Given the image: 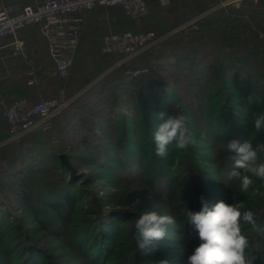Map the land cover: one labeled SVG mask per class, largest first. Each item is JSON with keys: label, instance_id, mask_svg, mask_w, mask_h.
I'll return each mask as SVG.
<instances>
[{"label": "rangeland", "instance_id": "obj_1", "mask_svg": "<svg viewBox=\"0 0 264 264\" xmlns=\"http://www.w3.org/2000/svg\"><path fill=\"white\" fill-rule=\"evenodd\" d=\"M259 2L260 4L257 3L260 6L264 4V0H259ZM168 11H170L168 7L150 8L149 17L142 20L132 19L123 11L128 19L136 21L137 24L134 29L139 25L143 30H153L156 35L155 42L142 47L129 58L103 54L100 49L101 43L98 46L99 42L96 39L95 42L92 41L86 54L79 52L69 77L60 78L54 73L47 77L43 76L41 72V67L47 61L43 65L38 63L42 59L44 51L40 40L41 36H37L33 43L35 58L24 61L25 66L22 67L23 70L17 76L14 75V72L11 73L10 71L9 73L5 70V67L0 66V99H5L9 103L12 99L11 96L14 95L15 97V94L18 93L16 83L19 82L16 79L18 78L20 82L26 85L29 79L26 70L34 67L38 83L32 87L23 84L20 96L29 95L33 99L59 96L67 102L65 109L54 119L51 131H34L27 134L19 143L11 144L4 150L0 149V153L10 160L9 171L0 173V219H7L12 224L8 237L5 238L11 239V241H7L8 245L16 243L22 245V247L19 246L16 252L24 246H33L38 249L41 261L47 264L90 263L76 246L78 235L80 237L82 232V230L78 231L74 221L76 217L80 216L79 211L71 212L70 220H68L69 217L65 220L53 215L49 223L52 228L44 229L39 221L29 215L24 203L11 189V186L17 187L20 182L24 181L25 171L31 172L36 167L35 161H38L37 159L46 160V163L40 166L43 169L40 171H44L40 172L42 182L53 183V179L56 177L55 173H57L54 166L57 162L56 157L60 158L61 153H66L72 167L67 168L70 175L75 179L82 173H90L91 176L100 174L95 182L78 183V186L86 188L87 195L93 197L90 199L97 196L96 200H83L79 204L83 207H90L88 214L85 213L82 216L87 218L84 222L90 220L93 224L97 222L98 217H108V212L111 213V211H117V213L125 211L127 213L114 219L106 218L105 220V223H107L105 230L109 229V226L113 223L112 221L121 220L116 224L119 233L117 241H120V243L108 260H113L112 264H126V262H119L120 259L124 260L121 255L117 256L118 253L125 252L133 256L134 262L132 264H158L162 260L171 261L170 264H181L184 252L180 245L190 238V234L182 232L187 225H190L186 220V210L199 211L204 203L212 205L221 200L228 204H237L242 210L254 211L257 224L261 223L262 225L260 231L254 230L250 225H243L242 230L247 235L250 245L257 249V253L254 254L255 264H264V214H262L264 213V180L253 177V185L247 192H243V196L239 192L236 193L240 190L239 181L235 185L229 186V181L226 179V174L231 170L233 163L230 155L234 154H230L224 147L225 142L230 138L225 137V139L218 140L219 136L226 135L224 134L225 131H221V127L218 126L225 124L228 114L230 115V103L226 100L227 88L221 87L222 95L214 97V94L210 93L213 92L212 90L215 87H220L221 77L216 76L212 82H208V79L206 81L205 79L194 81L190 75L183 73V69L186 72L191 70L193 61L200 63L199 66L202 68L214 64L218 66L220 63L215 61L212 55L205 56L203 48L194 55V60H178L173 52L188 43L192 35H195L194 38L197 41L199 28L188 29V26H186L184 29H180L176 26L181 24V20H178L172 29L171 25L164 19L159 22L153 20L155 14L165 15ZM262 11L263 16L256 20L258 40L256 37L252 40H254L253 47H255L259 58L257 65L264 67V39L259 36L264 31V5ZM32 27H28L22 34L25 35ZM124 29L133 30L132 28ZM201 43L204 42L201 40ZM229 45L233 50L244 51L240 47V43L232 42ZM242 45H244L243 42ZM28 51L29 49H27ZM128 69H141L142 73L143 71H152L153 80L158 81L162 86H167L170 91L177 94L172 96V100H170L174 105L170 111L187 117L186 124L197 141L195 145L184 150L173 147L166 158H161L155 154V145L152 138L155 128L151 130L150 124H146V122L140 124L141 121L135 118L139 116L135 113L136 102L141 101L142 103L141 99L149 100L150 98L146 95L150 94V88L143 81L122 84L123 79H129L133 74L127 73ZM205 74L208 77L212 74V71L207 69ZM116 78L120 82L115 81ZM199 87L205 88V96H201L198 91ZM156 92L157 97L160 99L169 96V91L156 90ZM14 97L13 99L17 98ZM179 98L184 100L178 101ZM87 100L93 103V106L82 108ZM154 103L152 102L151 105H155ZM221 104H224L225 108ZM68 111L75 113L79 111L76 114L75 123L77 124L75 130L69 126L61 130L56 122V119ZM235 112L237 113V111ZM122 117L132 120L129 129L136 127V132H132L134 137L143 136V138H140V144L144 147L142 162L145 164L141 167L138 165L121 166L120 174L116 175H108L102 172L96 164L85 165L79 170L76 166L78 161L75 154H88L108 162L104 158L102 150L99 151L98 148H95V145L84 141V136L91 135V131L87 130V127H90L94 122L99 123L95 126V130L100 135L99 143L102 144L105 131L102 130L101 122L106 119H109L110 122H117ZM144 119H147L148 123L150 118L145 117L141 120ZM158 123L159 121L155 120V125ZM113 125L115 126V123ZM0 127L3 133H1L2 136H7L4 120L1 121ZM117 134L113 131L112 135L115 137ZM248 139L253 145L264 142V131L257 133L255 130L249 136H244V141ZM23 142H30V147L25 149L22 145ZM114 144L113 138L106 141V146L111 147ZM145 152L154 156L152 166H149L148 158H146L148 153L145 155ZM193 154L200 158L195 160ZM70 155H74L75 158H70ZM261 160H264V156H261ZM192 166L193 171L200 172L203 177L201 180L203 184H201L200 179L198 181L195 178V174L191 173L190 168ZM127 177L132 180L128 181ZM127 181L132 183H127ZM164 182L165 185L174 186L177 192L174 193L171 189L170 191H164V194L159 192V194H156L157 190H163L159 187ZM194 188L196 190H193ZM201 191H205L206 195H198ZM260 199H262L261 204L258 206L254 202L260 201ZM147 210H155L161 214L171 215L177 222L174 228L169 231L170 238L161 241L155 250L150 253L139 249L135 243V221L140 214ZM55 227L63 232V238H59L52 232L51 229ZM192 232H195V229ZM257 236L262 238H256ZM158 246L164 250H161ZM248 251L251 255L255 253L250 248ZM0 260L1 264H10L4 252L0 254Z\"/></svg>", "mask_w": 264, "mask_h": 264}, {"label": "trees", "instance_id": "obj_2", "mask_svg": "<svg viewBox=\"0 0 264 264\" xmlns=\"http://www.w3.org/2000/svg\"><path fill=\"white\" fill-rule=\"evenodd\" d=\"M257 13L258 12L254 11V14ZM254 18V15L250 16L247 14L245 8L235 9L232 11V15L229 16L206 17L199 22V35L197 41L194 38L195 35H192L188 40V43H185L184 46L177 48L173 52L174 55H176V58L180 61L183 59L194 60V55L203 48L205 56L212 55L213 59L220 63L218 66L214 64L207 68H202L199 66L200 63H195V61H193L191 64V70H189V72H186V70L183 69V73H185V75H190L194 81H200L204 79L206 81L208 79V82H212L216 76L221 77L222 82L220 87H215V89L212 90L213 92L210 93L212 95L214 94V97H219L222 95L221 87L227 88L226 100H228L230 103V115L228 114L229 118L227 117L225 124H220L218 126L221 127V131H225L224 134H226L219 136L218 140L225 139V137H227L228 139L237 138L241 142H244V136H249L251 132L255 131V128L251 123L252 115L254 113H263L264 110V104L248 105L246 101V98L250 93L264 98V67L257 65L259 58L257 57L255 47H253L254 40H252V38L254 39L255 37L258 40V25ZM201 40L204 42L203 44L201 43ZM232 42L240 43V47H242L244 51L239 52L231 49L229 44ZM242 42L244 45L241 46ZM207 69L212 71V74L208 75V77L205 74ZM141 73L136 75L132 74L129 79H123L121 83L123 82L122 84H130L131 82L143 81L149 86L150 94L146 96H148L150 99H141L142 103L141 101L136 102L135 113L139 116L135 118L141 121L140 124H144L145 122L146 124H150V129L153 130L156 128L155 120H158L157 113L159 111H164L166 115L176 114V112L171 113L170 111V109H172L174 106L170 100H172V96L177 94L173 91H170L167 86H162L158 81L153 80L152 71L148 70L143 71L142 74ZM255 77L257 78L254 79ZM115 81L120 82L117 78ZM156 90H162V92L169 91V96L160 99L157 97ZM198 91L201 96L206 95L205 88L199 87ZM224 96L226 95L224 94ZM183 100V98L178 99V101ZM152 102H155V105H151ZM91 105L93 106V103L87 100L85 104L82 105V108H89ZM221 105H223L225 108L224 104ZM245 109H247L249 114L247 120H245L243 115ZM235 111H237V113ZM78 112L75 113L68 111L56 119V122L59 124L61 130H64L67 126L72 127L73 130L76 129L77 123H75V119ZM145 117L150 118L148 123L146 121L147 119L141 120ZM113 123H115V126ZM123 123L124 125H122ZM130 123H132V120H129L127 117H122L120 120L118 119L117 122H110L109 119L101 122L102 130L105 131V136L102 141L103 145L99 143L101 137L95 130V126L99 123L94 122L92 125H90V127H87V130L91 131V135L84 136V141L95 145V148H98L99 151L102 150L104 158L110 163L102 161L101 159L92 155L75 154V157L78 161L76 165L78 169L81 170L85 165L96 164L99 170H102V172L107 173L108 175H116L118 173L120 174L121 166H143L145 164L142 162L144 154L142 150H144V147L140 144V138H143V136L141 135V137H134L132 132H136L137 129L136 127L129 129ZM113 131L115 134L118 133L115 137L112 135ZM144 132L147 134L146 131ZM110 138H113V144L115 143L114 145H111V147L106 146V141ZM146 153L148 152H145V155ZM147 156V162H149V166H152L154 163V156L150 155V153H148ZM193 156L195 160L196 158H200L196 157L194 154ZM73 157L74 155H70V158ZM56 159L57 162L54 164V166L57 169V173H55L56 177L53 179V183H44V181L42 182L40 172L44 171H40L43 170L40 166L46 163V160L37 159L38 161H35L36 167L33 168L31 172L25 171L24 181L20 182L17 187L11 186L13 193L17 194L18 198L24 203L25 209L27 212H29V215L35 218L36 221H39L44 229L52 228L49 223L52 220L53 215L64 218L65 220L67 217H69L68 220H70V213L73 211H79L81 213L80 216L74 219L76 227H78V231L82 230L80 237L78 235V240H76L77 248L82 252V254L85 255L87 261L90 262L89 264H112L113 260H108L111 254L114 253L116 246L120 243V241H117L119 238V233L117 231L118 228L116 224L117 222H121V220H118L117 222L112 221L113 223L107 230L104 229L107 225L105 220L106 218L114 219L117 216H121V214L127 213L122 211V213L118 212V214L117 211H111V213L108 212V217H98L97 222L93 223L94 225L90 222V220L84 222L87 218L82 216H84L85 213L88 214L87 212L90 207H83V205L79 204L83 200L85 201L93 197L87 195L86 188L78 186V183L81 182L85 184L88 182H95L100 177V174L91 176L90 173H82L75 179L70 175L68 168L61 162L60 158L56 157ZM8 171L9 170H0V173H7ZM190 171L192 174H195V178H197L198 181L200 179L201 184H203L201 181L203 177L200 175V172L193 171V166L190 168ZM159 172L161 173V171ZM126 179L128 181L132 180L129 177ZM128 181L127 183H132ZM237 182L238 180L229 181V186H233ZM159 188L163 190H157L155 192L156 194L158 192L164 194V191H170L171 189H173L174 193L177 192L174 186L172 187V185L169 184L165 185V182L162 183L161 187ZM193 190L196 189L194 188ZM238 192L244 196L243 192L238 190L236 193L238 194ZM198 195L203 196L206 194L205 191H201ZM96 197L97 196L90 200H96ZM261 200L262 199H260V201H255L254 203H257L259 206L261 204ZM213 205L214 204L208 206ZM258 226L261 228V223ZM11 228L12 224H10L7 219H0V254L4 252L5 257L8 258L10 264H47L46 262L44 263L41 261L38 249L33 246H24L23 248H20L18 252H16V250L19 249V246L22 247L20 243L8 245L7 241L9 242L11 239H7L5 237H8L7 235L9 234ZM172 229V227H169L167 231H171ZM193 229L194 227L190 224L187 225V227H185V229L182 231L184 233L190 234V238L187 241L182 242L180 245L184 252L183 258L181 259V264H187V257L191 255L194 249L201 243L196 230L195 232H192ZM51 230H53L52 232L56 236L63 238L64 234L61 230H57L56 227ZM259 236L256 238H262ZM160 248L161 250H164L162 247ZM250 250H254L255 252L252 254V256L257 253V249L251 245ZM120 255L122 256L121 258H124V260L118 258L120 259L119 262H126V264H132V262H134L133 256H131L129 253L125 252L117 254V256ZM13 261L15 262L12 263ZM170 262L168 261V264H170ZM1 263L2 262L0 260V264ZM255 263L256 262L254 261V264Z\"/></svg>", "mask_w": 264, "mask_h": 264}, {"label": "built area", "instance_id": "obj_3", "mask_svg": "<svg viewBox=\"0 0 264 264\" xmlns=\"http://www.w3.org/2000/svg\"><path fill=\"white\" fill-rule=\"evenodd\" d=\"M217 4L241 5L246 0H214ZM258 2V0H253ZM160 7H167L172 0H157ZM120 6L124 13L135 20L150 15L147 0H38L16 6L13 3L0 5V50L8 49L14 54L27 56V42L23 31L37 26L46 51L47 63L42 69L43 76L52 73L60 78L70 76L74 61L79 54L80 35L85 25L86 12L95 8ZM136 29L109 30L101 38V52L129 58L142 47L156 40L153 30ZM264 39V31L259 34ZM141 69H128L127 73L139 74ZM27 84L34 86L37 73L34 67L26 70ZM67 102L59 96L33 99L28 95L11 100L2 111L7 123L9 138L20 142L34 131H51L54 119L65 109ZM25 149L30 142H23ZM10 160L0 153V170H8Z\"/></svg>", "mask_w": 264, "mask_h": 264}, {"label": "clouds", "instance_id": "obj_4", "mask_svg": "<svg viewBox=\"0 0 264 264\" xmlns=\"http://www.w3.org/2000/svg\"><path fill=\"white\" fill-rule=\"evenodd\" d=\"M248 105L264 104V98L250 93L246 98ZM245 120L248 111H244ZM160 121L152 133L155 154L166 158L170 150H184L197 143L186 124L187 117L182 114L166 115L157 113ZM251 123L257 133L264 131V113H254ZM225 150L230 154L232 167L226 174L228 181L238 180L241 192H247L253 185V177L264 180V142L255 145L248 139L241 142L232 138L225 142ZM186 220L196 230L201 243L187 257V264H254L255 257L248 251L250 241L243 232V225H250L260 231L256 214L252 210H242L237 204L219 201L209 207L204 203L201 210H186ZM173 216L155 210L144 211L135 221L136 246L150 253L163 240L169 239V227L174 228ZM160 264H168L167 260Z\"/></svg>", "mask_w": 264, "mask_h": 264}, {"label": "crops", "instance_id": "obj_5", "mask_svg": "<svg viewBox=\"0 0 264 264\" xmlns=\"http://www.w3.org/2000/svg\"><path fill=\"white\" fill-rule=\"evenodd\" d=\"M38 0H0V5L5 3H13L16 6H21L28 3H34ZM149 6L151 9H160V7L157 3V0H148ZM258 3L260 4L259 0ZM257 2H254L253 0H246L243 4L234 5V4H228L225 6H221L216 3L214 0H172V3L167 6L170 11H168L165 15H160L159 13L155 14L153 16V20L155 22L162 21L163 19L166 20L171 25V28L173 29L175 26L174 24L179 20H181V24H177V27H180V29H184L186 26H188V29L190 28H199V22L205 19L206 17L214 16V17H223V16H229L232 15V11L235 9L245 8L247 11V14L250 16L254 15V20L261 18L263 16L262 6H260ZM166 8V7H165ZM255 12H258L257 14H254ZM261 12V14H260ZM198 13V14H196ZM85 25L80 35V43H79V52L85 53L88 51V48L90 47V44L92 41L95 42L97 39L100 45L101 43V37L102 35L109 31V30H121L124 28H132L134 29L136 27V21L134 22L131 19H128L126 15L123 13L122 8L118 5L111 6L107 8H95L91 11L86 12L85 14ZM167 23V24H168ZM191 26V27H190ZM26 31V30H25ZM26 35V36H25ZM24 35L27 47L29 51L27 52L28 58H35L34 57V51L33 46L34 42L37 39L36 37L40 36L38 27L33 26L28 30V32ZM41 40V38H40ZM39 44V42H38ZM42 44V41H41ZM37 45V44H36ZM43 46V44H42ZM43 56L42 59H40V64H44L47 61L46 52L44 50L43 46ZM24 61H27L25 57H23L20 54H14L8 49L0 50V66L5 67V70L10 73L14 72V75L17 76L20 71H22V67L25 66ZM25 70V68H24ZM17 88L18 93L15 94V97H19L21 94V91L23 90L22 85L24 83L20 82V80L17 78ZM32 87L31 85H26ZM55 88V87H54ZM29 96V95H28ZM12 99L14 97L11 96ZM14 97V98H15ZM10 99V100H12ZM8 101L5 99H0V123L2 120H4L5 123V133L7 134L2 136V129L0 127V149L4 150L7 148V146L11 144L19 143L18 141L11 140L9 138L8 130H7V123L2 115V111ZM2 133V134H1ZM1 136L3 137L1 139ZM6 136V137H5ZM5 137V138H4Z\"/></svg>", "mask_w": 264, "mask_h": 264}, {"label": "water", "instance_id": "obj_6", "mask_svg": "<svg viewBox=\"0 0 264 264\" xmlns=\"http://www.w3.org/2000/svg\"><path fill=\"white\" fill-rule=\"evenodd\" d=\"M61 162L68 168H72L71 164L69 163L68 160V155L66 153H61L60 154Z\"/></svg>", "mask_w": 264, "mask_h": 264}]
</instances>
